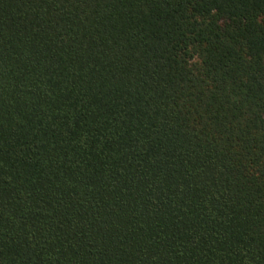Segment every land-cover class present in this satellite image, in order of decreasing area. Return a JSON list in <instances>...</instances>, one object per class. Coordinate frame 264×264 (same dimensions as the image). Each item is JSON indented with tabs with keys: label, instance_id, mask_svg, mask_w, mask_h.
<instances>
[{
	"label": "trees",
	"instance_id": "16d2710c",
	"mask_svg": "<svg viewBox=\"0 0 264 264\" xmlns=\"http://www.w3.org/2000/svg\"><path fill=\"white\" fill-rule=\"evenodd\" d=\"M0 264H264V0H0Z\"/></svg>",
	"mask_w": 264,
	"mask_h": 264
}]
</instances>
